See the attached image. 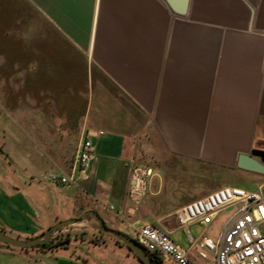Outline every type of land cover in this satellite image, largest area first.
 Instances as JSON below:
<instances>
[{"label":"crops","instance_id":"crops-1","mask_svg":"<svg viewBox=\"0 0 264 264\" xmlns=\"http://www.w3.org/2000/svg\"><path fill=\"white\" fill-rule=\"evenodd\" d=\"M20 2L26 9L17 18V35L24 40L4 49L18 51L21 67L45 77L36 85L50 84L25 98L56 100L58 120H65L58 135L77 146L89 138L94 155L76 168V148L65 172L50 165L58 163L42 150L39 125L34 134L29 126H6L0 132L6 153H0L1 230L31 238L94 210L134 238L129 223L149 220L142 212L171 213L195 199L197 183L187 188L176 181L189 169L201 181V165L228 174L223 185L263 187L264 171L240 168L237 161L264 149V0H189L185 14L165 0ZM34 109L35 115L44 111ZM134 166L156 174L139 204L128 197ZM52 173L73 174L76 181L52 184ZM167 227L171 237L180 230L175 219ZM185 236V243L172 238L202 262ZM53 239L62 242L13 249L0 242V264H144L92 219Z\"/></svg>","mask_w":264,"mask_h":264},{"label":"built area","instance_id":"built-area-1","mask_svg":"<svg viewBox=\"0 0 264 264\" xmlns=\"http://www.w3.org/2000/svg\"><path fill=\"white\" fill-rule=\"evenodd\" d=\"M94 155V145L89 138L78 146L74 164L85 168ZM151 168L134 166L128 197L139 204L145 197L150 181L155 176ZM52 184L71 185L73 174L52 173L47 176ZM109 209L115 210L110 204ZM231 209L215 239L204 235L220 212ZM118 213V211H117ZM177 228L189 237V246L202 262L192 260L188 250L171 237V230L160 220L139 219L129 223L135 231L134 239L146 250L155 253L162 264H264V188L248 190L234 185H223L202 197L193 199L173 213ZM202 228L197 235L192 226Z\"/></svg>","mask_w":264,"mask_h":264},{"label":"rangeland","instance_id":"rangeland-1","mask_svg":"<svg viewBox=\"0 0 264 264\" xmlns=\"http://www.w3.org/2000/svg\"><path fill=\"white\" fill-rule=\"evenodd\" d=\"M25 4L20 0H0V132L5 129L6 126H14L19 130V127L24 128L29 126L31 128V134H34L35 125H39V136L41 138L44 153L51 155L56 159L58 164L51 163V166H58L65 172L68 171L73 155L78 148V143L72 138H63V134L58 135V123H64L65 120H58L57 114L59 108L56 100H34L26 99V95H34L36 92L44 91V87H50V84H35L36 79L45 80V77H36L33 69L20 66L18 51L12 52L4 47L8 48L10 43L19 44L20 40H24L23 36H18L17 31L20 26L17 18L21 11H24ZM10 29L16 31L14 35H4ZM12 41V42H11ZM7 42V45L3 46ZM76 91H80L82 85L75 84ZM109 86V85H106ZM80 89V90H79ZM117 94L116 91H114ZM118 95V94H117ZM76 105L77 102L75 101ZM114 102V101H112ZM97 103V101H96ZM115 103V102H114ZM40 106L44 109L42 114L35 115V106ZM41 125L47 126L46 128ZM186 178H182L178 181L182 186L189 188L191 185L197 183V186L193 190L195 194L193 198H199L209 193L212 188L218 186L220 183L223 185L229 182V175L221 172V170L211 165H201L197 175L202 176V180L194 179L191 176L190 169ZM171 182V181H170ZM224 182V183H223ZM264 187V185H263ZM182 199V197H179ZM231 212V209L220 212L216 220L205 229L204 235L215 239L220 231V228ZM174 212L162 213L159 211H149L147 213L142 212V215L150 216L149 220H160L164 225L175 219ZM167 214V216H164ZM164 216V217H163ZM154 218V219H153ZM92 219L93 218H89ZM168 228V227H167ZM66 229V228H65ZM195 235L199 234L202 230L201 227L195 225L190 229ZM130 234L135 231L129 228ZM174 239H178L181 243H185L187 237L182 229L172 234ZM56 239H59L57 235ZM193 251H195L193 249ZM202 261V259H200Z\"/></svg>","mask_w":264,"mask_h":264},{"label":"water","instance_id":"water-1","mask_svg":"<svg viewBox=\"0 0 264 264\" xmlns=\"http://www.w3.org/2000/svg\"><path fill=\"white\" fill-rule=\"evenodd\" d=\"M170 8L177 14H185L189 0H165ZM0 153H6L0 148ZM237 166L243 169H248L257 172L264 171V149H252L250 155L240 154L237 161ZM93 218L95 228L102 233H106L117 241L129 247L136 256L144 264H156L150 257L149 253L130 235L120 230L109 227L100 215L94 210H87L79 217H73L65 220H60L48 227L43 233L31 238H18L11 236L0 229V242L2 247L7 249L30 248L37 245L47 243L55 237V235L62 229L71 225H76L85 220Z\"/></svg>","mask_w":264,"mask_h":264},{"label":"trees","instance_id":"trees-1","mask_svg":"<svg viewBox=\"0 0 264 264\" xmlns=\"http://www.w3.org/2000/svg\"><path fill=\"white\" fill-rule=\"evenodd\" d=\"M62 241H54V239H51L49 242L47 243H43V244H40V245H37L38 247H42V248H46V247H52L53 245H57V244H60ZM119 242V241H118ZM129 248V247H128ZM130 249V248H129ZM131 250V249H130ZM132 251V250H131ZM150 255V257L153 259V261L156 263V264H162L159 260V257L155 254V253H152V252H149L147 251Z\"/></svg>","mask_w":264,"mask_h":264}]
</instances>
